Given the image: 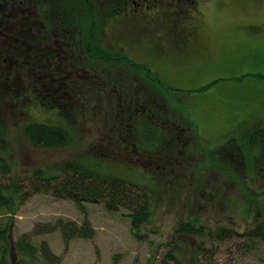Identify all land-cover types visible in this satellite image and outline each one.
Instances as JSON below:
<instances>
[{"label":"rangeland","instance_id":"374dc122","mask_svg":"<svg viewBox=\"0 0 264 264\" xmlns=\"http://www.w3.org/2000/svg\"><path fill=\"white\" fill-rule=\"evenodd\" d=\"M195 1L197 9L185 0H128L126 9L97 19L103 41L165 82L169 92L150 90V101L180 126L172 139H160L167 134L158 129L160 138L148 131L164 117L155 112L137 121L132 145L116 141L121 129L111 118L101 123L84 117L94 112L79 98L86 75L95 91L93 106L111 116L122 92L128 97L145 85L137 76L132 87L117 91L126 78L124 66L88 57L83 40L76 67L68 57L56 75L50 63L44 91L28 79L32 72L16 63L8 67V53L0 54V159L10 167L0 178L11 196L9 206H0V264H45V247L61 264H163L180 239L175 232L182 223L240 232L248 227V205L260 202L251 185L255 151L247 149L245 134L264 126V0ZM189 21L198 26L192 38L185 37ZM12 44L11 39L1 43L10 53ZM85 58L94 64H84ZM36 122L64 127L72 142L59 149L35 148L22 131ZM142 157L145 168L138 164ZM75 159L145 189L152 204L149 225L136 235L129 211H110L98 202L78 207L34 192L41 183L38 172L57 175L64 161ZM67 222L79 227L89 222L93 234L66 244L61 226ZM242 240L224 244L214 264H264V249L259 259L244 256ZM21 241L30 247L23 249Z\"/></svg>","mask_w":264,"mask_h":264},{"label":"trees","instance_id":"16d2710c","mask_svg":"<svg viewBox=\"0 0 264 264\" xmlns=\"http://www.w3.org/2000/svg\"><path fill=\"white\" fill-rule=\"evenodd\" d=\"M185 2L197 9V1ZM127 4L128 0H0V54L8 53L4 58L8 67H11V63H16L21 71L26 67L27 73L32 72L28 79L40 91H44L43 84L48 81L45 73L52 74L50 63L55 65L56 75L57 66L68 57L69 61L73 62L72 66L76 67L74 57L82 52L80 40H83L88 57L101 58L106 62L117 61L124 66L123 74L126 78L121 76L122 86L117 91L126 90L125 84L132 87L136 83L132 78L137 76L143 79L142 84L145 85L135 88L128 97L122 92L111 116L110 110L104 111V108L93 106L95 91L86 75L87 88L83 93H79V98H83L87 104L86 110L94 112L92 115L86 113L84 117L90 122L101 123L111 118L113 126L121 129L116 141L132 145L135 131L138 129L137 121H141L146 114L155 112L159 117H164L155 129L148 128V131L159 138L162 133L167 134L160 139H172L180 132V126L176 125L175 120H169L168 111L163 110L161 104L155 100L150 101V95L154 94L152 92H159L160 89L168 91L165 82L145 65L132 62L131 58L116 51L107 41H103L100 35L97 22L99 15L116 14L118 10L126 9ZM97 8L100 9L99 12ZM6 39L13 40L12 53L1 45ZM90 58H85L84 64H94ZM151 85L160 88L154 89ZM162 91L160 92L163 93ZM157 115H150L156 117L153 121L159 118ZM157 129L162 133L156 134ZM22 132L30 144L38 149H59L68 146L73 139L70 131L64 127L43 122L26 125ZM245 141L247 149L255 151L251 164V185L256 190V196L260 197V202L255 200L253 205L257 206L258 210L250 203L248 205L245 219L248 221V227L240 232L230 227L208 229L199 221L182 223L175 232L180 239L165 255L163 264H214V258L224 244L240 239H243L239 242L243 255L259 259V254L264 249V126L259 125L247 130ZM141 160L146 158H140L138 163L145 168ZM0 173L2 177H7L10 173V167L3 159H0ZM38 175L41 183L34 185L33 190L36 193L42 191L57 198L71 200L78 207L98 202L110 211H129L131 228L136 235L150 223V194L127 179L102 173L97 167L93 168L79 159L64 161L59 166L57 175H48L43 171L38 172ZM9 191V186H3L0 178V206L10 205ZM46 229H52V226ZM61 230L66 244L73 238L89 237L93 234L89 222L83 227L67 222L61 226ZM182 239H187V242L184 243ZM19 245L23 249L30 247L28 244L24 245V241ZM42 254H45V264H61V258L50 256L46 247Z\"/></svg>","mask_w":264,"mask_h":264},{"label":"flooded vegetation","instance_id":"af4514ba","mask_svg":"<svg viewBox=\"0 0 264 264\" xmlns=\"http://www.w3.org/2000/svg\"><path fill=\"white\" fill-rule=\"evenodd\" d=\"M138 6V5H137ZM189 22H191L188 26H189V30H190V32H188L187 34H185V37H193L196 33H197V28H198V26H197V24H196V21H189ZM177 34L178 35H183L181 32H179L178 30H177Z\"/></svg>","mask_w":264,"mask_h":264}]
</instances>
